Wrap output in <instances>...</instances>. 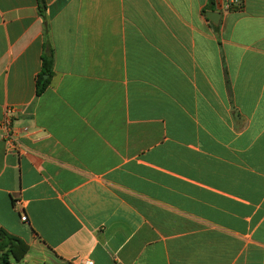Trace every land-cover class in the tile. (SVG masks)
<instances>
[{
    "label": "crops",
    "instance_id": "1",
    "mask_svg": "<svg viewBox=\"0 0 264 264\" xmlns=\"http://www.w3.org/2000/svg\"><path fill=\"white\" fill-rule=\"evenodd\" d=\"M45 2L0 0L20 264H264V0Z\"/></svg>",
    "mask_w": 264,
    "mask_h": 264
},
{
    "label": "trees",
    "instance_id": "2",
    "mask_svg": "<svg viewBox=\"0 0 264 264\" xmlns=\"http://www.w3.org/2000/svg\"><path fill=\"white\" fill-rule=\"evenodd\" d=\"M39 12L42 17L46 18L47 6L45 0H37ZM52 57L44 60L43 73L38 78V93H42L49 86L52 72ZM45 75L48 76L45 79ZM28 252L27 245L20 239L8 234L0 229V264H20Z\"/></svg>",
    "mask_w": 264,
    "mask_h": 264
},
{
    "label": "built area",
    "instance_id": "3",
    "mask_svg": "<svg viewBox=\"0 0 264 264\" xmlns=\"http://www.w3.org/2000/svg\"><path fill=\"white\" fill-rule=\"evenodd\" d=\"M12 110H8L5 114L3 123L0 126V140L5 141L8 147V151L20 153L23 152L22 143L18 137V134L12 129ZM27 132V129H24ZM22 219L26 221V217L23 216ZM84 264H94L92 260L87 259Z\"/></svg>",
    "mask_w": 264,
    "mask_h": 264
},
{
    "label": "water",
    "instance_id": "4",
    "mask_svg": "<svg viewBox=\"0 0 264 264\" xmlns=\"http://www.w3.org/2000/svg\"><path fill=\"white\" fill-rule=\"evenodd\" d=\"M207 17L214 23V24H218L219 23V19L221 17L220 13H216V12H209L207 13Z\"/></svg>",
    "mask_w": 264,
    "mask_h": 264
}]
</instances>
